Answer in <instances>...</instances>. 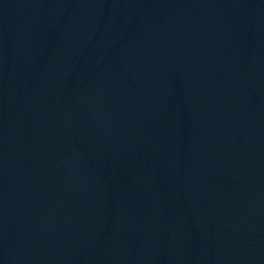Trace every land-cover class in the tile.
<instances>
[{
  "label": "water",
  "instance_id": "95a60500",
  "mask_svg": "<svg viewBox=\"0 0 264 264\" xmlns=\"http://www.w3.org/2000/svg\"><path fill=\"white\" fill-rule=\"evenodd\" d=\"M0 264H264V0H0Z\"/></svg>",
  "mask_w": 264,
  "mask_h": 264
}]
</instances>
